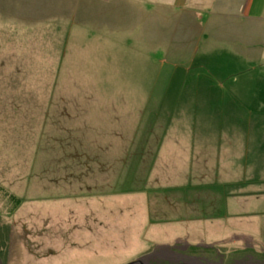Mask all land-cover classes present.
<instances>
[{
    "label": "rangeland",
    "instance_id": "obj_1",
    "mask_svg": "<svg viewBox=\"0 0 264 264\" xmlns=\"http://www.w3.org/2000/svg\"><path fill=\"white\" fill-rule=\"evenodd\" d=\"M144 2L2 8L0 261L264 262L228 226L249 206L228 203L234 184L264 180V22L219 33Z\"/></svg>",
    "mask_w": 264,
    "mask_h": 264
},
{
    "label": "crops",
    "instance_id": "obj_2",
    "mask_svg": "<svg viewBox=\"0 0 264 264\" xmlns=\"http://www.w3.org/2000/svg\"><path fill=\"white\" fill-rule=\"evenodd\" d=\"M32 1L33 0H28V4H30ZM144 3H147L146 5L151 6L149 7L150 10H154V11L174 9L180 12H190V11L203 12L206 15L205 24L209 26L211 23L212 24L211 26L219 28V33H222L225 29L224 27H226L223 26L222 21L231 20L227 24V25L231 24V26H236L235 24L244 25L245 27L243 29V34L246 35L253 34V31L249 30L252 26L257 24L259 25L264 22V0H145ZM19 4H21V0H17V5ZM36 4L37 3L34 2L33 6L30 7V10H38L39 7L37 8ZM2 8L5 10L13 9L12 0H0V12ZM136 9L137 10L141 9V7H137ZM1 19L2 16L0 15V31H4L1 30L2 29L1 25L6 24L8 22L5 21L6 23L5 22L2 23ZM197 19H198V15H197ZM210 19L211 21L208 22V20ZM247 26H251V27H247ZM169 148L170 146L166 147L164 146L163 143H160L156 156L168 155L167 149ZM154 163L155 164L157 163L156 158L154 159ZM246 183H248L247 186H245L242 182H238L234 184V187L232 188V194L230 196L231 200L228 202L229 204L232 205L236 203V206L237 205L241 206V204H244L245 205L244 207H246L249 205L247 211L245 210L242 214H235V216L233 215L235 219L237 218L243 220L240 221V223H237L236 221H232L231 224L229 225L224 224V225H228L231 228L237 229L238 227L243 228L246 224H248L250 228V232L249 235H246L247 236L246 238L250 239V241L254 246H257V244H259L260 246H264L263 239H261V237L264 236V180L252 179V180H248ZM90 189H92V186H90ZM87 197L90 196L86 195L85 199ZM118 197L119 198L128 197V199H130L131 202L133 200L141 201L143 199V193L141 192L140 194H135L133 196L118 195ZM96 215H97L96 218L98 217L102 218L103 214H96ZM201 217L197 218V221L198 223L199 221H201L202 222V224L200 223L201 227H204V220H203L204 217L203 218ZM231 218L232 215L230 216L229 220H231ZM159 227L161 228L163 226H156V228ZM211 228H213L214 232L218 231L217 234L223 233L221 230V223L219 221H214ZM8 231L10 232L9 228ZM187 233L188 232H184L183 235H187ZM228 233L225 236H223L224 238L221 239L222 241L229 239L231 238V236L234 235H240V234L245 235L244 232L241 231L235 232V230L230 231L229 235ZM250 234H254L255 236L258 237L260 236V237L258 239H255ZM180 235L181 234H176L177 237ZM181 237L183 236L181 235ZM145 259H148V257H146ZM0 264H13V255L7 254V256L4 257L2 261H0Z\"/></svg>",
    "mask_w": 264,
    "mask_h": 264
},
{
    "label": "flooded vegetation",
    "instance_id": "obj_3",
    "mask_svg": "<svg viewBox=\"0 0 264 264\" xmlns=\"http://www.w3.org/2000/svg\"><path fill=\"white\" fill-rule=\"evenodd\" d=\"M195 259L203 260L201 257H197V258H195ZM146 260H147V259H146ZM146 260H145V261H146ZM147 261H148V262H147ZM147 261H146V262H147L148 264H150V262L152 261V260H151V257H149ZM171 261H175V259H172ZM176 262L179 263V264H189V262L186 261L184 258H176ZM183 262H184V263H183ZM257 262H258V263H262V264H264L263 261H257ZM200 263H202V261H200ZM166 264H171V262H167ZM207 264H210V263H207Z\"/></svg>",
    "mask_w": 264,
    "mask_h": 264
},
{
    "label": "water",
    "instance_id": "obj_4",
    "mask_svg": "<svg viewBox=\"0 0 264 264\" xmlns=\"http://www.w3.org/2000/svg\"><path fill=\"white\" fill-rule=\"evenodd\" d=\"M146 258V257H145ZM145 258H143V259H141V260H137V261H135V262H133V263H131V264H144L143 262V260L145 259Z\"/></svg>",
    "mask_w": 264,
    "mask_h": 264
}]
</instances>
